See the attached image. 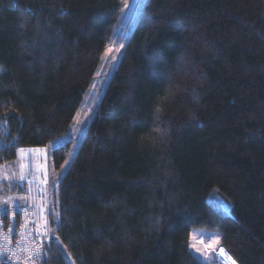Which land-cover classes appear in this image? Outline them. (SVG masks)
<instances>
[{"label":"trees","instance_id":"16d2710c","mask_svg":"<svg viewBox=\"0 0 264 264\" xmlns=\"http://www.w3.org/2000/svg\"><path fill=\"white\" fill-rule=\"evenodd\" d=\"M126 1L0 0V164L67 136ZM132 31L51 200L48 264H202L199 226L264 264V0H147Z\"/></svg>","mask_w":264,"mask_h":264},{"label":"rangeland","instance_id":"374dc122","mask_svg":"<svg viewBox=\"0 0 264 264\" xmlns=\"http://www.w3.org/2000/svg\"><path fill=\"white\" fill-rule=\"evenodd\" d=\"M129 5L128 8L123 6L121 21L119 23V28L116 29L111 39L109 40L108 48H111L112 51L108 54V59L103 60L102 68L98 71L101 74L99 76L95 75V79L92 83L95 84V88H90L91 90L87 93L84 98V102L81 105L79 110V115H77L75 121L73 122V126L71 127L67 136H62L57 139L55 142H50L45 146L38 147H18L17 155L14 161L4 162L0 164V201L6 200L9 197L18 198L25 197L26 200H21V204H26L29 198V182L27 181L28 175L30 172L33 175H39L43 173L48 181V191L49 195V204L51 200L56 198V189L59 183L61 176L67 170L69 164L72 161V157L75 155V152L79 148V144L82 141L83 134L87 130L91 119L96 113L97 106L101 101V97L105 91V87L107 86L109 80L111 79V75L113 71L117 67V63L123 55L124 48L127 45V41L132 34V30L137 22V18L139 17L141 11L143 10L144 4L147 0H127ZM125 4V3H124ZM120 44H124V47L120 49L119 52H116L115 49L120 47ZM105 55V52L104 54ZM115 57V59H112ZM91 85V86H92ZM91 109V110H89ZM71 150L67 159V164L65 162L62 164L64 167H61L59 170H55L53 168L52 161L50 159V151L51 149L60 144L71 140ZM19 149H24V153L21 154ZM61 165V166H62ZM21 174H24L26 179L23 182V186L17 180ZM8 177L7 180L3 179V177ZM51 206V204H50ZM54 206V204H53ZM56 213H58V207H53V214L55 217V221L57 222L59 219L56 218ZM190 250L191 252L201 261V257L206 256L209 264H231V260L229 257L231 255L225 250L223 246H221L220 238L221 233L217 229H208L206 227H194L190 230ZM48 238L54 240L53 228L49 227ZM195 245V247H191ZM213 245L215 246V255H213ZM224 249V255L219 253V249ZM196 249H200V252H197ZM67 259L73 264V259L70 258L67 252H65ZM202 262V261H201Z\"/></svg>","mask_w":264,"mask_h":264},{"label":"built area","instance_id":"2783aa9c","mask_svg":"<svg viewBox=\"0 0 264 264\" xmlns=\"http://www.w3.org/2000/svg\"><path fill=\"white\" fill-rule=\"evenodd\" d=\"M27 181L30 185L29 198L26 204H22L27 210V216L23 211L15 218L11 212L7 217L0 216V246L11 249L21 259L16 261L15 258L9 260L7 257H0V264H48L46 249L50 242L48 181L43 173L33 175L32 172L29 173ZM23 225L26 227H22ZM9 226L15 229L10 242L4 240ZM34 252H39L40 255L33 257ZM30 257L33 258L29 259Z\"/></svg>","mask_w":264,"mask_h":264},{"label":"snow or ice","instance_id":"6c2138e0","mask_svg":"<svg viewBox=\"0 0 264 264\" xmlns=\"http://www.w3.org/2000/svg\"><path fill=\"white\" fill-rule=\"evenodd\" d=\"M124 7L125 8H128L129 5L127 2H125L124 4ZM124 47V44H120V47L115 49L116 52H119L121 48ZM112 51L111 48H108L106 49L105 51V55L102 57V60H107L108 59V54ZM112 59H115V57H112ZM101 73L100 72H97L96 75L99 76ZM93 89L95 88V84H93L91 86ZM91 110V109H89ZM157 111H160L159 108H157ZM79 115V114H78ZM6 147V145H5ZM19 152L21 154L24 153V149H19ZM68 161H65V164H67ZM61 167H64L63 165ZM3 179L7 180L8 177H3ZM26 177L24 174H21L19 177H17V180L20 184H23V182L25 181ZM27 198L25 197H18V198H12V197H9L8 199L6 200H3V201H0V216H4V217H7L9 212L12 213V216L13 218H15V216H17L21 211L24 212L25 216H27V210L26 208L24 207V205H22L20 203L21 200H26ZM56 218L59 219V214L56 213ZM45 223H47V221L45 220ZM22 227H26V225H23ZM15 229L14 227H11L9 226L8 228V233L4 235V240L5 241H8L10 242L11 241V238H12V234L14 233ZM21 240H23V236L21 237ZM191 247H195V245H192ZM213 255H215V246L213 245ZM197 252H200L201 250L200 249H196ZM219 253L221 255H224V249L223 248H220L219 250ZM40 255L39 252H34L33 253V257H38ZM0 257H7L9 260L15 258L16 261H19L21 259L20 256H17L15 254V252H12L11 249L7 248V247H4V246H0ZM33 257H30L29 259L33 258ZM229 259L231 260V264H237V262L232 259L231 257H229ZM201 261H202V264H209V261L207 259L206 256L204 257H201Z\"/></svg>","mask_w":264,"mask_h":264},{"label":"crops","instance_id":"0c3cea01","mask_svg":"<svg viewBox=\"0 0 264 264\" xmlns=\"http://www.w3.org/2000/svg\"><path fill=\"white\" fill-rule=\"evenodd\" d=\"M232 258V257H231ZM233 259V258H232ZM237 264H239V263H237Z\"/></svg>","mask_w":264,"mask_h":264}]
</instances>
